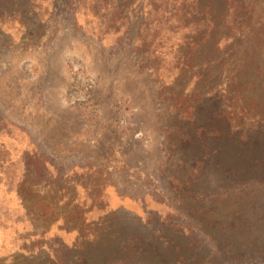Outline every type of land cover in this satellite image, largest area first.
I'll return each instance as SVG.
<instances>
[{"label":"rangeland","instance_id":"obj_1","mask_svg":"<svg viewBox=\"0 0 264 264\" xmlns=\"http://www.w3.org/2000/svg\"><path fill=\"white\" fill-rule=\"evenodd\" d=\"M171 9L0 0V264H264V130L169 88Z\"/></svg>","mask_w":264,"mask_h":264},{"label":"trees","instance_id":"obj_2","mask_svg":"<svg viewBox=\"0 0 264 264\" xmlns=\"http://www.w3.org/2000/svg\"><path fill=\"white\" fill-rule=\"evenodd\" d=\"M165 3L172 5V9L178 8L177 26L182 31L184 46V51L179 52V58L184 60L179 66V76L169 88H190L194 102L213 98L217 119L224 120L232 132L264 130V0H165ZM191 97L184 99L189 101ZM34 201L37 217L57 219L51 206L42 204L38 197ZM25 213L34 216L32 210L25 209ZM61 217L64 227L81 233L82 211L74 212L67 222ZM137 242L130 238L128 245L134 247ZM183 260L179 264H186ZM78 263L84 264V260L79 258Z\"/></svg>","mask_w":264,"mask_h":264}]
</instances>
